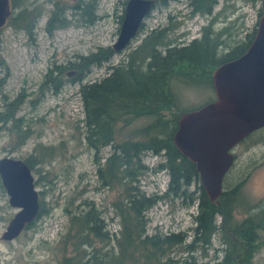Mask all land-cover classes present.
<instances>
[{"label": "rangeland", "instance_id": "rangeland-1", "mask_svg": "<svg viewBox=\"0 0 264 264\" xmlns=\"http://www.w3.org/2000/svg\"><path fill=\"white\" fill-rule=\"evenodd\" d=\"M80 1L10 0L11 13L0 26V112L13 108L11 118L0 122V158L7 155L32 158V174L42 206L20 234L5 238L4 232L19 208L10 203L0 175V264H53L52 245L64 240L72 229L75 233L70 251L74 257L88 250L106 252L107 242L95 236L84 238L72 219L77 214L86 215L90 209L95 210L96 205L110 231L120 235L123 223L119 200H129L136 186L157 198L144 210L145 232L144 220L137 219L142 239L157 233L187 232L188 235L185 242L169 246L171 256L160 254L159 261L163 264H221L227 248L225 219L217 216V228L209 244L191 242L200 211L198 181L190 183L184 197L177 198L172 193L164 195L170 183L169 169L163 165L167 159L164 152L145 151L142 162L146 166L135 171L133 180L123 177L112 181L113 176H110V184H105L107 178H101L99 169L113 147L108 144L97 149L87 138L91 126L82 84L103 78L113 65L126 61L128 53L153 28L170 27L163 40L165 43L188 44L200 38L203 29L210 25L214 36L219 38L218 51L227 53L231 47L245 41L258 25L263 0H218L211 13L194 12L189 0L160 2L145 16L130 45L116 51L108 61L94 63L82 71L84 76L78 79L80 72L69 67L72 61L114 45L127 2L89 0V13L83 17L76 13ZM62 8L67 12L64 13L67 19L58 14ZM14 18L17 20L13 22ZM62 68L66 69L65 81L57 90L53 78ZM171 90L180 114L215 97L210 81L197 84L174 77ZM148 120L144 116L134 118L127 132H136ZM232 152L235 160L227 173L226 187L237 190L227 198L226 222L233 225L248 215L259 221L264 214V125L236 144ZM98 156L102 158L100 165ZM124 168L119 169L120 175ZM142 256L128 252L120 264H150L143 261ZM251 264H264V227L259 229L258 250Z\"/></svg>", "mask_w": 264, "mask_h": 264}, {"label": "trees", "instance_id": "trees-1", "mask_svg": "<svg viewBox=\"0 0 264 264\" xmlns=\"http://www.w3.org/2000/svg\"><path fill=\"white\" fill-rule=\"evenodd\" d=\"M169 1L155 0L152 8L160 2L168 3ZM217 2L218 0H189L194 12L201 13L213 12ZM89 6V0H81L77 4L76 13L85 17L84 15L89 13ZM64 13L67 12L63 8L58 12L67 19ZM123 17L124 14L122 21ZM16 20L14 18L13 22ZM169 29V26L153 28L142 42L128 53L126 61L113 65L111 72L103 78L82 84V95L88 123L91 126L87 138L97 149L101 145L108 144L113 147L105 164L103 163V167H100L99 174L102 179L107 178L105 184H110L108 181L110 176H113L112 181L123 177L133 180L136 172L146 166L142 162L145 151L151 150L156 154L164 152L167 159L163 165L169 169L170 173L169 187L164 195L168 196L172 193L177 198L184 197L188 193L190 183L198 181L200 211L196 215L197 225L194 227L195 235L191 242L209 244L217 228L216 218L221 215L225 219L223 227L227 243L221 264H251L258 250L259 229L264 227V214L259 221L248 215L235 224L228 225V221L226 222L229 209L227 198L237 190L236 187L234 189L226 187L227 173L230 169L224 177L223 192L216 200H212L201 182L196 164L185 156L174 142L173 135L178 128L181 114L176 109L171 81L177 77L197 84L204 81L213 82L214 69L221 63L243 54L252 42L257 26L248 34L245 41L231 47L227 53L218 51L219 38L217 35L214 36L210 25L203 29L200 38H194L188 44L163 42ZM32 31L33 29H29V32ZM162 44L164 47H161ZM115 52L113 46L102 48L93 54L72 61L69 67L76 68L80 72L78 79H81L84 76L82 71L90 68L94 63L108 61ZM65 70L62 68L54 75L53 85L57 90L65 81ZM12 115L13 108L8 112H0V122H6ZM141 116L147 117L148 122L136 132H127L126 128L132 120ZM24 160L32 169V158L27 157ZM101 160V156H98L99 165L102 163ZM123 168L124 172L120 175L119 169L123 170ZM184 185H187L186 188ZM133 189L129 200L126 201L124 198L119 200L118 209L122 210L123 223L120 235L110 231L105 219L101 216L103 213L96 205L95 210L90 209L86 215L77 214L72 219L74 227L77 226V230L84 238L95 236L97 240L107 242L106 252H99L97 249L88 250L82 256L74 257L70 251L72 250L71 240L75 233L72 229L65 234L64 240H58L52 245L51 253L55 256L53 264H120L128 252L143 254L142 260L149 261L150 264H163L158 256L160 254L164 257L171 256L169 246L185 242L187 232L163 233V235L157 233L151 236L146 235L142 239L137 229L139 228L137 219L141 217L142 221L144 220V210L152 206L157 198L148 196L137 186ZM41 208L40 203L38 214ZM143 225L145 232L146 220L143 221ZM112 242L115 243L114 246ZM170 260L177 263L173 257H170Z\"/></svg>", "mask_w": 264, "mask_h": 264}, {"label": "water", "instance_id": "water-1", "mask_svg": "<svg viewBox=\"0 0 264 264\" xmlns=\"http://www.w3.org/2000/svg\"><path fill=\"white\" fill-rule=\"evenodd\" d=\"M155 0H128L125 18L114 43L125 48L137 34ZM255 36L240 56L218 65L212 74L215 97L183 112L173 139L200 172L201 182L212 200L223 192V182L232 167L233 147L264 125V0ZM11 13L10 0H0V26ZM29 164L22 158H0V175L10 203L19 208L4 237L14 238L40 209L39 194Z\"/></svg>", "mask_w": 264, "mask_h": 264}, {"label": "bare ground", "instance_id": "bare-ground-1", "mask_svg": "<svg viewBox=\"0 0 264 264\" xmlns=\"http://www.w3.org/2000/svg\"><path fill=\"white\" fill-rule=\"evenodd\" d=\"M126 5H127V4H126ZM125 13H126V7H125V12H124L123 20H124V18H125ZM122 22H123V21H122ZM140 27H141V26H140ZM139 31H140V29L138 30L137 34L139 33ZM137 34L133 37V39L137 36ZM133 39H132V40H133ZM132 40L130 41V43L132 42ZM130 43H129L128 45H130ZM128 45H127V46H128ZM113 48H114V45H113ZM114 49H115V48H114ZM115 51H119V50H116V49H115ZM196 168H197V167H196ZM197 170H198V169H197ZM31 171H32V170H31ZM198 172H199V171H198ZM227 172H228V171H227ZM199 175H200V172H199Z\"/></svg>", "mask_w": 264, "mask_h": 264}]
</instances>
